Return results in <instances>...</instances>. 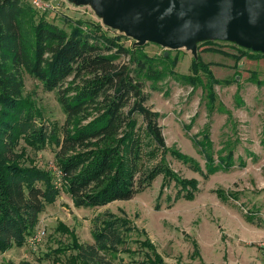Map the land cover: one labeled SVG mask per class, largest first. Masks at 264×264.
Returning a JSON list of instances; mask_svg holds the SVG:
<instances>
[{
    "label": "trees",
    "instance_id": "obj_1",
    "mask_svg": "<svg viewBox=\"0 0 264 264\" xmlns=\"http://www.w3.org/2000/svg\"><path fill=\"white\" fill-rule=\"evenodd\" d=\"M68 27L49 21L28 0H0L1 254L26 245L40 215L62 191L76 208L94 209L132 200L163 175L159 198L174 182L176 200H193L199 182L182 178L168 157L190 166L206 181L219 171L229 172L246 164L242 157L235 158L231 146L223 147L217 160L214 150L206 146L204 170L196 160L167 145L160 125L163 114L147 105L150 96L143 82H151L155 90L170 77L194 90L204 85L214 105L212 90L222 82L213 76L209 65L194 60L191 74H180L174 70L175 58L149 55L147 43L128 47L123 42L126 38L111 35L93 21L68 19ZM24 73L38 79L45 90L57 91L66 116L63 125L48 121L25 97ZM204 142L211 145L209 135ZM48 146L55 151L59 181L50 171L27 164V148L42 150ZM145 160L157 162L149 167ZM128 225L129 221L122 218L100 220L97 216L95 244L74 243L77 256L85 262L96 260L99 251L122 242V230ZM155 256L153 264H164Z\"/></svg>",
    "mask_w": 264,
    "mask_h": 264
},
{
    "label": "rangeland",
    "instance_id": "obj_2",
    "mask_svg": "<svg viewBox=\"0 0 264 264\" xmlns=\"http://www.w3.org/2000/svg\"><path fill=\"white\" fill-rule=\"evenodd\" d=\"M50 1L54 8L43 16L60 27L69 30L68 19L93 21L111 35L126 38V46L139 44L126 35L118 20L106 17V22L98 14L99 0ZM145 49L151 56L175 58L174 70L180 74H191L192 62L201 59L222 82L212 90L214 105L210 104L204 85L194 90L170 77L154 90L151 82H143L144 91L150 96L147 105L163 114L160 125L167 145L196 160L204 170L206 146L214 150L216 160L223 147L231 146L235 148V158L242 157L245 166L219 171L206 181L190 166L168 157L172 169L182 178L199 182L193 200H176L178 188L174 182L159 198L163 175L132 200L94 209L76 208L62 191L58 200L40 215L36 230L46 232L41 243H26L0 253V264H153L157 261L155 253L164 264H264V251L258 244L264 234V47L245 42L235 34L213 33L192 47L167 50L147 43ZM24 79L25 97L48 121L63 125L66 116L57 91L45 90L28 73H24ZM202 79L206 85L207 80L204 76ZM206 135L211 145L204 142ZM27 149L28 165L48 170L60 180L51 146ZM156 162L145 160L149 167ZM219 191L226 200L219 197ZM97 216L100 220H128V229L122 230L121 243L99 251L96 260L85 262L77 256L74 243L95 244ZM146 241L150 245H145ZM57 250L60 252L54 255Z\"/></svg>",
    "mask_w": 264,
    "mask_h": 264
},
{
    "label": "water",
    "instance_id": "obj_3",
    "mask_svg": "<svg viewBox=\"0 0 264 264\" xmlns=\"http://www.w3.org/2000/svg\"><path fill=\"white\" fill-rule=\"evenodd\" d=\"M99 1L97 12L106 22V17L118 20L138 45L178 50L218 33L264 47V0Z\"/></svg>",
    "mask_w": 264,
    "mask_h": 264
},
{
    "label": "built area",
    "instance_id": "obj_4",
    "mask_svg": "<svg viewBox=\"0 0 264 264\" xmlns=\"http://www.w3.org/2000/svg\"><path fill=\"white\" fill-rule=\"evenodd\" d=\"M31 5L35 10H37L40 14L48 13L49 11H52L54 6L51 4L50 0H31ZM58 174L61 175V171L58 170ZM46 235V232L44 230H35L34 233L29 237L28 242L32 245H37L41 243V241L44 239ZM260 247L264 249V234L261 238V241L259 243Z\"/></svg>",
    "mask_w": 264,
    "mask_h": 264
},
{
    "label": "crops",
    "instance_id": "obj_5",
    "mask_svg": "<svg viewBox=\"0 0 264 264\" xmlns=\"http://www.w3.org/2000/svg\"><path fill=\"white\" fill-rule=\"evenodd\" d=\"M98 14H99V13H98ZM99 15H100V14H99ZM260 241H261V239H260ZM260 241H259V243H260ZM259 243H258V244H259ZM259 246H260V245H259ZM260 248L262 249V251H264V249H263L262 247H260ZM263 255H264V254H263Z\"/></svg>",
    "mask_w": 264,
    "mask_h": 264
}]
</instances>
